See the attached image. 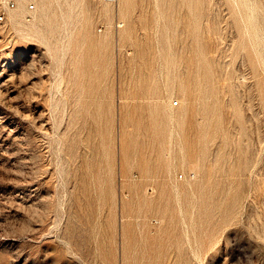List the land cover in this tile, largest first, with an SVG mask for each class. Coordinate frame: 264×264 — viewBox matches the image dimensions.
<instances>
[{"label":"rangeland","instance_id":"obj_1","mask_svg":"<svg viewBox=\"0 0 264 264\" xmlns=\"http://www.w3.org/2000/svg\"><path fill=\"white\" fill-rule=\"evenodd\" d=\"M9 1L0 264H264V0Z\"/></svg>","mask_w":264,"mask_h":264},{"label":"bare ground","instance_id":"obj_2","mask_svg":"<svg viewBox=\"0 0 264 264\" xmlns=\"http://www.w3.org/2000/svg\"><path fill=\"white\" fill-rule=\"evenodd\" d=\"M17 1H18L19 6H18V8L16 10L12 11L11 18L17 24H20V25H23V26H28V27H31V28L35 27L36 24L42 20V16H41V14H39V12H37V13L34 14L33 20L28 21L27 17H26V10H25L26 8H25V6H26V3H28L29 1H36V2H38V4L41 7V5H43V3H44V0H17ZM106 3L110 4L109 2H106ZM121 3H122V8H123V7H125L127 5V0H121ZM105 14H107V18L110 21V18L112 16V12H111V10H109L108 6L107 7L105 6ZM175 101H176V99H173V98L171 100H169V105H170L171 108H173V104H174ZM179 101L182 104L183 99L181 98V99H179ZM169 176L172 177L173 174H171Z\"/></svg>","mask_w":264,"mask_h":264},{"label":"built area","instance_id":"obj_3","mask_svg":"<svg viewBox=\"0 0 264 264\" xmlns=\"http://www.w3.org/2000/svg\"><path fill=\"white\" fill-rule=\"evenodd\" d=\"M106 2H109L111 4H115L118 2V0H105ZM16 6L14 1H9L6 3V5L2 2H0V23H3L6 19V13L7 9H13ZM31 10L34 9V7H30Z\"/></svg>","mask_w":264,"mask_h":264}]
</instances>
